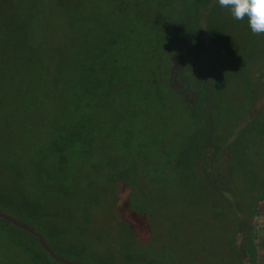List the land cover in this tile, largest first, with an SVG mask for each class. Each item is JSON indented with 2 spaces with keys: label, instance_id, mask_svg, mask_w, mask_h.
<instances>
[{
  "label": "rangeland",
  "instance_id": "obj_1",
  "mask_svg": "<svg viewBox=\"0 0 264 264\" xmlns=\"http://www.w3.org/2000/svg\"><path fill=\"white\" fill-rule=\"evenodd\" d=\"M25 2L42 60L10 62L9 78L19 88H8L0 107V191L28 196L44 223L9 207L0 211L37 229L58 256L81 264H241L230 246L240 217L233 203L238 198L250 210L244 200L251 193L234 159L254 156L264 178V94H240L223 64L217 77H207L219 87L212 107L193 116L188 104L194 106L190 90L198 80L185 83L164 51L156 62L136 42L125 50L109 17L118 0ZM228 24L239 38L238 26ZM7 56L0 53V69ZM205 132L228 145L217 164L239 190L227 191L224 202L204 184L199 191L177 187L167 165L172 153L195 152ZM56 231L80 238L76 246L55 244ZM26 237L12 247L0 234V264H29L21 249L34 245ZM253 239L256 263L264 264V214L254 222ZM242 240L238 234L236 243ZM83 245L93 250L87 257L76 250Z\"/></svg>",
  "mask_w": 264,
  "mask_h": 264
},
{
  "label": "trees",
  "instance_id": "obj_2",
  "mask_svg": "<svg viewBox=\"0 0 264 264\" xmlns=\"http://www.w3.org/2000/svg\"><path fill=\"white\" fill-rule=\"evenodd\" d=\"M3 2L6 6L0 5V53H8V56L5 59L7 65L3 64L0 69V107L4 104V95L8 93V88L14 90L18 86L15 84V79L9 78V66L13 65L10 62L16 60L18 63L15 64L23 65V63L32 64L42 60L40 39L35 25L32 26L33 20L28 16L24 17L28 13L27 7L30 6H26L25 0H3ZM205 7H208V10L201 18V10ZM109 15L125 50L134 49L133 43L136 42V50L142 48L147 57H152L151 61L156 62H161L159 51L161 50V53L164 51L165 54L162 55L164 61H171L167 65L177 67L178 74L186 75L185 83L198 80L197 89L190 90L192 97L189 98L194 106L188 104L193 116L203 115L201 113L208 104L212 107L213 91L219 87L216 84L210 85L211 80L207 77L210 75L217 77L223 64L229 65L233 73L232 77L239 81L238 86L242 89L239 90L237 87V91L240 94L245 92L247 96L257 95V99L261 97L259 95L264 94V39L260 41L259 35L251 32L247 19H234L227 9L220 7L217 0H118V4L114 3L113 9H109ZM229 19L238 26L241 33L239 38L232 33L233 29L228 24ZM140 26L147 32L141 31ZM140 33L143 34L141 38L138 36ZM117 42L118 38L113 37L109 45H116ZM164 45L168 48L167 52L163 49ZM2 48L4 51L1 52ZM147 49L150 51L147 52ZM184 101L189 103L186 99ZM1 118L0 116V120ZM202 138L203 140L196 142L197 150L189 157H186L183 151L174 155L172 153L173 157L169 159L167 165L170 164V173L177 178V187L199 191L203 189L201 184H204L205 188L209 189L208 192L220 196L221 201L224 202L227 191L234 189L237 193L239 190L234 188L235 180L232 177L228 178L225 172L221 174L222 168L219 169L217 164L219 157L226 153L228 145L216 144L212 136L208 137L207 132ZM220 149L221 153H219ZM230 150L235 156L239 154L231 146ZM234 160L238 170L242 171L239 173L242 176L241 181L245 180L246 190L251 193L249 200H244L251 205V209L249 210L245 204L242 206V200L238 198L233 203L240 217L235 218V236L230 246L235 256L241 259V264H246L245 259L247 264H257L255 258L258 248L253 239V228L256 218L264 214V192L259 194L260 187L264 185V178L258 173L259 166L254 156L250 157L244 152L237 155ZM224 163L226 164V161ZM203 175L204 182L199 179ZM7 207L15 214H25L30 217L32 223L42 227L44 219L35 215V203L23 193L14 197L0 191V210L8 209ZM81 224L84 229L87 227L85 222ZM35 230L39 233L37 229ZM0 234L12 247L18 246L17 242H23L22 239L27 238L26 235L29 236L34 247L27 244L21 249L28 255L29 264H62L42 248L35 236L3 218H0ZM238 234L243 237L241 243H236ZM79 238L80 236L71 237L64 231H56L50 235L53 243L63 240L65 244L72 246H76ZM76 250L84 254V257L93 251L88 250L85 245ZM103 264L108 263L103 262Z\"/></svg>",
  "mask_w": 264,
  "mask_h": 264
},
{
  "label": "clouds",
  "instance_id": "obj_3",
  "mask_svg": "<svg viewBox=\"0 0 264 264\" xmlns=\"http://www.w3.org/2000/svg\"><path fill=\"white\" fill-rule=\"evenodd\" d=\"M236 20L247 19L254 35H264V0H217Z\"/></svg>",
  "mask_w": 264,
  "mask_h": 264
},
{
  "label": "water",
  "instance_id": "obj_4",
  "mask_svg": "<svg viewBox=\"0 0 264 264\" xmlns=\"http://www.w3.org/2000/svg\"><path fill=\"white\" fill-rule=\"evenodd\" d=\"M0 218H3L5 220H7L8 222L12 223L13 225L19 227V228H22L26 231H28L29 233H31L33 236H35L38 241H39V244L42 246V248L54 259L56 260L57 262L59 263H62V264H80L79 262L77 261H74V260H69V259H65V258H62L60 256H58L54 251L53 249L47 244L46 240L43 238V236L38 233L34 227L28 225V224H25V223H22V222H19L15 219H13L11 216L3 213V212H0Z\"/></svg>",
  "mask_w": 264,
  "mask_h": 264
}]
</instances>
